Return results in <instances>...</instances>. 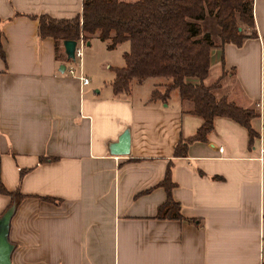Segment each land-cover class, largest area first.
I'll use <instances>...</instances> for the list:
<instances>
[{"label":"crops","instance_id":"0c3cea01","mask_svg":"<svg viewBox=\"0 0 264 264\" xmlns=\"http://www.w3.org/2000/svg\"><path fill=\"white\" fill-rule=\"evenodd\" d=\"M82 2L0 0V184L24 196L8 223L10 264H264V0H253L257 37L211 49L204 81L257 113L258 138L249 148L242 127L218 118L184 157L175 148L202 125L192 103L173 91L152 102L144 82L114 96L119 65L92 87L39 36V16L73 19ZM123 135L129 153L113 154ZM168 168L183 220L156 219ZM9 207L0 193V220Z\"/></svg>","mask_w":264,"mask_h":264},{"label":"trees","instance_id":"16d2710c","mask_svg":"<svg viewBox=\"0 0 264 264\" xmlns=\"http://www.w3.org/2000/svg\"><path fill=\"white\" fill-rule=\"evenodd\" d=\"M207 17H213L219 29L217 41H212L204 31L202 24ZM37 19L39 36L52 38L56 60L64 58L68 64L72 60L59 53L65 41L86 44L97 36L102 42H110L109 49L128 42L130 49L123 55L124 67L112 69L114 96L127 95L134 80L141 83L150 78H165L169 80L165 91L159 93L155 89L150 101L166 103L170 93L177 90L182 101L192 103L190 114L199 117L202 125L192 138L178 144L174 157L186 156L191 143L206 142L218 118L242 127L247 133L249 148L258 138L251 125L257 113L226 99L218 100L214 91L220 88V80L210 87L204 84L210 72L211 49L226 44L240 47L245 40L257 37L253 0H83L80 15L73 19H52L43 15ZM1 57L4 60L3 53ZM192 79L197 83H190ZM55 161V158L42 157L38 164ZM170 169L159 184L166 192V200L158 207L156 219L183 220L179 204L171 197L174 184ZM29 170L19 171L20 180ZM0 193L10 198L9 208L13 207L14 211L24 198L18 189L10 192L2 184Z\"/></svg>","mask_w":264,"mask_h":264},{"label":"rangeland","instance_id":"374dc122","mask_svg":"<svg viewBox=\"0 0 264 264\" xmlns=\"http://www.w3.org/2000/svg\"><path fill=\"white\" fill-rule=\"evenodd\" d=\"M202 26L204 27V31L208 34L212 41H217L219 29L216 26L215 20L213 17H207L206 20L203 21ZM110 42H102L97 36H93L89 40V45L84 44L81 49V58H75L71 63H69L67 70L70 68L73 74L78 73L79 68L86 72L85 74L88 77L93 78L92 87L95 85H99L100 87H104L103 81L113 75H108V71L104 69V66H115L118 68L124 67V58L123 55L127 53L130 49V45L128 42L120 44L116 46L114 49H109ZM108 63L103 65L104 63ZM113 72V71H112ZM215 71L213 70L210 73V82L212 83L215 79L214 77ZM95 78V79H94ZM144 82V83H143ZM142 86L140 88V92L146 93L151 90L152 87L159 93H163L164 89L162 88L164 84H167L169 80L165 78H150L144 80ZM102 84V86H101ZM137 82L134 80L132 82L131 87H135ZM153 85V86H152ZM155 85V86H154ZM96 89V88H95ZM97 90V89H96ZM173 94H178L177 90L173 91ZM135 97V93H132Z\"/></svg>","mask_w":264,"mask_h":264},{"label":"water","instance_id":"95a60500","mask_svg":"<svg viewBox=\"0 0 264 264\" xmlns=\"http://www.w3.org/2000/svg\"><path fill=\"white\" fill-rule=\"evenodd\" d=\"M89 45V43H87ZM76 48L75 41H65L63 43L64 55L67 60H74V53ZM65 67L61 66L60 71H64ZM112 153L118 155H127L129 153V140L127 135H123L117 144L112 147ZM14 213L13 207L8 208L7 212L0 220V264H10V253L12 247L7 240L8 223Z\"/></svg>","mask_w":264,"mask_h":264},{"label":"built area","instance_id":"2783aa9c","mask_svg":"<svg viewBox=\"0 0 264 264\" xmlns=\"http://www.w3.org/2000/svg\"><path fill=\"white\" fill-rule=\"evenodd\" d=\"M83 45L84 43L82 41L76 42V48H75V53H74L75 58H79V59L81 58V55H82L81 49ZM69 73L73 74L72 70H70ZM81 82L84 86L89 84V80L84 77H81ZM222 151H223L222 149L219 150V152H222Z\"/></svg>","mask_w":264,"mask_h":264}]
</instances>
